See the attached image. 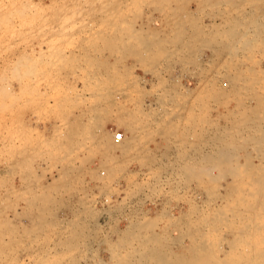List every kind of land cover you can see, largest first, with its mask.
Listing matches in <instances>:
<instances>
[{
    "label": "rangeland",
    "instance_id": "obj_1",
    "mask_svg": "<svg viewBox=\"0 0 264 264\" xmlns=\"http://www.w3.org/2000/svg\"><path fill=\"white\" fill-rule=\"evenodd\" d=\"M199 1L0 0V264H108L113 260L111 256L113 264L123 258L132 264H147L142 250H138L140 244L133 238L143 232L154 234L157 240L152 248L169 253L173 260L178 256L189 260L201 247L204 254L201 252L198 258L203 264H264V200L251 202L247 197L246 203V198L238 200L235 193L223 194L224 182L230 180V175L223 176L222 170L213 166L214 161L201 158L205 152L214 154L224 142L237 140L240 147L232 148L234 155H230L235 158L229 163L245 164L249 160L262 165L264 158L261 160L253 141L264 132V120H256L259 115L264 118V109L259 105L264 104L260 101L264 94L252 92L251 88L260 89L264 84V72L259 71L264 68V45L243 54L244 48L243 53L239 52L241 44L236 38H227L226 30L237 23L243 24L239 30H244L243 22L249 19L243 16L244 1ZM233 17L236 21L232 23ZM229 21L231 26L226 24ZM214 25L224 26L214 29ZM139 41L140 46L134 49ZM220 42L228 44L227 50H223L226 43ZM231 47H235L233 51L240 49L235 50L236 56L235 52L232 56ZM248 53L253 54L251 58ZM251 61L257 63L253 66ZM246 67L253 71L252 77L262 76L250 88L241 84L244 75L239 76ZM231 83L236 89L244 86L236 90L230 88L234 86ZM62 94L66 101L61 100ZM62 101L69 103L68 110L88 108L94 134L84 137L91 158L87 169L80 159L66 161V151L52 149L39 130L25 128L35 108L48 117ZM237 101L246 103L241 106ZM248 106L255 107L258 114L253 111V115L257 118ZM243 107L247 120L256 119L253 123L244 121V135L231 139L232 130L242 125L237 112ZM69 114H60V120ZM233 118L238 119V124ZM107 125L119 131L108 136ZM252 128L261 132L254 135ZM118 133L121 136L116 138ZM95 159L96 168L92 167ZM205 166L210 171L202 168ZM233 195L243 206L226 200ZM144 218L145 222L149 218L147 227L141 222ZM240 237L245 239L230 245Z\"/></svg>",
    "mask_w": 264,
    "mask_h": 264
},
{
    "label": "bare ground",
    "instance_id": "obj_2",
    "mask_svg": "<svg viewBox=\"0 0 264 264\" xmlns=\"http://www.w3.org/2000/svg\"><path fill=\"white\" fill-rule=\"evenodd\" d=\"M239 1H241V0H239ZM244 1V5L246 4V5H248V6H250V10L248 9V10H246L245 9V6H244V8H242V7H240V8H242V9H244V13H243V16L244 15H248L249 16V19L247 20V19H245V20H247L246 22H243L244 23V30H239V29H242V28H239V26L240 27H243L241 24H239V23H237V22H235V23H237V26H238V28H236L235 26H233V27H231L228 31L226 30V34L228 35L227 36V38L230 36L232 39H233V41L235 40L234 38H236V41L237 42H239L241 45H243V46H241L240 44H238L237 46H239L240 45V51L239 50H237V48L235 49L236 51H239V52H242V47L244 48V52L245 51H247V52H251L252 53V51L254 50V48L256 49V48H260V46H262V45H264V0H242V2ZM199 2H201V0L199 1ZM204 2H206V0L204 1ZM203 2V3H204ZM223 2V1H222ZM235 2V1H234ZM238 2V1H237ZM209 3V2H208ZM219 4V3H218ZM235 4V3H234ZM237 4V3H236ZM240 4V3H239ZM197 5V4H196ZM233 6V5H232ZM231 8V7H230ZM225 7H224V10H223V12L225 11ZM233 9V8H232ZM162 10V9H161ZM231 10V9H230ZM238 10V9H237ZM240 10V9H239ZM242 11V10H241ZM241 11H239V12H241ZM227 12V11H226ZM203 13V12H202ZM230 13V12H229ZM242 13V12H241ZM229 15V14H228ZM239 16H240V14H238ZM242 15V14H241ZM221 16H223L222 14H221ZM230 16V15H229ZM237 16V15H236ZM247 16V17H248ZM171 17V16H170ZM224 17V16H223ZM222 17V18H223ZM228 17V16H227ZM234 17H235V15H234ZM234 17H233V20H232V18L230 19V21L232 20V23H233V21H236V20H234ZM241 17V16H240ZM225 18V17H224ZM243 18H241V20H242ZM220 20H222V19H220ZM239 20V19H238ZM230 21H229V23L227 22H225L226 24H227V26H228V24L230 25ZM211 22H213V21H211ZM221 22V21H220ZM240 22H242V21H240ZM232 23H231V25H232ZM183 24V23H182ZM209 24V23H208ZM207 25V24H206ZM205 25V26H206ZM210 25V24H209ZM208 25V26H209ZM230 25V26H231ZM236 25V24H235ZM204 26V27H205ZM214 26H217V28L215 27L214 29H218V26H219V28L221 27V25H214ZM224 26V25H223ZM222 26V27H223ZM226 26V25H225ZM226 26V27H227ZM212 27V26H211ZM221 27V28H222ZM213 28V27H212ZM220 28V29H221ZM184 29V28H183ZM206 29V28H205ZM224 29V28H223ZM191 30V29H190ZM211 30V29H210ZM213 30V29H212ZM198 32V31H197ZM206 32V31H205ZM212 32V31H211ZM215 32V31H214ZM213 32V33H214ZM219 32V31H218ZM223 32V33H224ZM217 33V32H216ZM222 33V32H221ZM221 33H219V36H222V35H220ZM222 33V34H223ZM224 33V34H225ZM139 34V33H138ZM204 34H206V33H204ZM126 35V34H125ZM151 35H153V34H151ZM122 36V35H121ZM205 36V35H204ZM102 37V36H101ZM135 37V36H134ZM172 37V36H171ZM174 37V36H173ZM133 38V37H132ZM137 38V40L139 39L138 37H136ZM198 38H200V37H198ZM224 38H226L225 37V35H224ZM141 39V38H140ZM146 39V38H145ZM181 39V38H180ZM187 39V38H186ZM203 39V38H202ZM205 39V38H204ZM221 38H219V40H220ZM222 39H223V37H222ZM221 39V40H222ZM230 39V38H229ZM129 40V39H128ZM134 40H136V39H134ZM133 40V41H134ZM224 40V39H223ZM222 40V41H223ZM228 40V39H227ZM226 40V41H227ZM133 41H132V43H133ZM181 41V40H180ZM203 41V40H202ZM217 41V40H216ZM225 41V40H224ZM142 41H139L138 42V44L137 43H135V46H134V49H135V47L136 46H140L139 44L141 43ZM188 42V41H187ZM219 42V41H218ZM227 42H229V41H227ZM173 43V42H172ZM220 43H222V42H220ZM224 43H226V42H223L221 45H223ZM230 43V42H229ZM234 43V42H233ZM236 43V42H235ZM234 43V44H235ZM130 44V43H129ZM137 44V45H136ZM161 44V43H160ZM164 44V43H163ZM116 45V44H115ZM179 45V44H178ZM210 45V44H209ZM226 45H228L227 43L225 44V46L223 45V47L225 48L226 47ZM230 45H231V43H230ZM110 46V45H109ZM130 46V45H129ZM133 45H131V47H132ZM182 46V45H181ZM187 46V45H186ZM236 46V45H235ZM236 46V47H237ZM125 47V46H124ZM124 47H123V49H124ZM142 47V46H141ZM140 47V48H141ZM175 47H176V45H175ZM179 47V46H178ZM191 47V46H190ZM210 47V46H209ZM262 47H264V46H262ZM133 48V47H132ZM184 48V47H183ZM219 48V47H218ZM229 48V47H228ZM232 48V56L234 55V52H235V56L237 55L236 53H238V52H236L235 50L233 51V49L235 48V47H231ZM258 48V49H259ZM131 49V48H130ZM138 49V48H137ZM185 49V48H184ZM40 50V49H39ZM160 50V49H159ZM178 50H179V48H178ZM223 50H227V47H226V49H223ZM123 51V50H122ZM190 51V50H189ZM230 51V50H229ZM255 51V50H254ZM253 51V52H254ZM258 51H261L262 52V49L261 50H258ZM182 52V51H181ZM219 53H220V51H218ZM226 52V51H225ZM231 52V51H230ZM134 53H135V51H134ZM180 53V52H179ZM243 53V52H242ZM250 53V54H251ZM187 54V53H186ZM220 54H222V53H220ZM240 54V53H239ZM243 54H246V52L245 53H243ZM249 54V53H248ZM247 54V57H249L250 56V58H251V56L253 55H248ZM136 54H134V56H135ZM137 55H138V53H137ZM224 55H225V53H224ZM139 56V55H138ZM167 56V55H166ZM183 56V55H182ZM228 56V55H227ZM244 56V55H243ZM246 56V55H245ZM171 57V56H170ZM238 57H240V56H238ZM235 58V57H234ZM245 58V57H244ZM140 59V58H139ZM180 59V58H179ZM237 59V58H236ZM28 60V59H27ZM23 61V60H22ZM167 61V60H166ZM229 61V60H228ZM249 61H250V59H249ZM254 61V60H253ZM257 61V60H256ZM115 62V61H114ZM229 62H231V61H229ZM229 62H227V63H229ZM235 62L237 63V61L235 60ZM113 63V62H112ZM233 64H234V62H232ZM231 63V64H232ZM255 64L257 63V62H254ZM253 63V64H254ZM225 64V63H224ZM230 64V66H232ZM251 64H252V61H251ZM252 64V65H253ZM21 65V64H20ZM156 65H158V64H156ZM229 65V64H228ZM238 65V64H237ZM105 66V65H104ZM230 66H229V69H230ZM233 66H235V64L233 65ZM249 66V65H248ZM254 66V65H253ZM260 66V65H259ZM21 67V66H20ZM251 67V66H250ZM250 67L249 68H247L246 67V70L244 71L243 70V72H244V74H243V72H242V70H240L241 71V73L242 74H240V72H239V76L240 75H244V78H243V80L241 81V84L242 83H244L245 84V86L247 85L248 87L251 85V87H252V85L253 84H255V83H257L258 81L260 82V80L258 79V78H260V77H262V76H264V75H262L261 76V74H260V77L258 76V78L256 79L255 77H252V74H254L253 73V71L250 69ZM224 68H226V66L224 67ZM232 68V67H231ZM237 68H239L240 69V66L239 67H237ZM237 68H236V70H237ZM253 68H255V67H253ZM30 70V69H29ZM31 70H32V68H31ZM163 70V69H162ZM222 70V69H221ZM235 70V69H234ZM235 70V71H236ZM27 71V70H26ZM25 71V72H26ZM146 71V70H145ZM200 71V70H199ZM228 71H230V70H228ZM238 71V70H237ZM237 71H236V73H237ZM257 71H258V69H257ZM259 71H261V73L262 72H264V68H261V70H259ZM221 72V71H220ZM226 72V71H225ZM231 72V71H230ZM229 72V73H230ZM234 72V71H233ZM108 73V72H107ZM119 73V72H118ZM228 72H226V74H227ZM236 73H232V74H236ZM259 73V72H258ZM258 73L256 74V75H258ZM26 74V73H25ZM225 74V76H227ZM16 75V74H15ZM221 76V75H220ZM223 76V75H222ZM221 76V77H222ZM224 76V77H225ZM254 76V75H253ZM14 77V76H13ZM217 77V76H216ZM219 77V76H218ZM217 77V78H218ZM220 77V78H221ZM228 77H229V75H228ZM234 77V75H232V78ZM238 77V76H237ZM34 78V77H33ZM239 78V77H238ZM105 79V78H104ZM213 79V78H212ZM229 79V78H228ZM234 79V78H233ZM262 79V78H261ZM215 80H217V79H215ZM218 80H220L219 78H218ZM230 80H231V77H230ZM239 80V79H238ZM241 80V79H240ZM211 81V80H210ZM234 81H236L235 79H234ZM244 81V82H243ZM226 82H228V81H226ZM230 82V81H229ZM239 82V81H238ZM209 83V82H208ZM232 83H233V80H232ZM231 83V85H234V84H236L237 82H235L234 84H232ZM262 83H264V82H262ZM262 83H259V85L260 84H262ZM177 84V83H176ZM211 84V83H210ZM213 84H214V86H215V83L213 82ZM212 84V85H213ZM230 84V83H229ZM238 84V83H237ZM240 85V84H239ZM258 85V86H259ZM211 86V85H210ZM219 86V85H218ZM221 86V85H220ZM238 86V85H237ZM244 85H242V87H243ZM246 86V87H247ZM173 87V86H172ZM213 87V86H212ZM234 87H236L235 85L233 86V87H231L230 86V88H234ZM242 87L240 88V86L238 87L239 88V90L240 89H242ZM237 88V89H238ZM250 88V87H249ZM210 89V88H209ZM234 89H236V88H234ZM236 89V90H237ZM246 91L247 90H249V92H250V89H246V88H244ZM252 89V92H262L261 94H264V84H262L261 85V88L260 89H254V88H251ZM262 89V90H261ZM212 90H214V88L212 89ZM260 90V91H259ZM209 91V90H208ZM211 91V90H210ZM244 91V90H243ZM236 92V91H235ZM240 92V91H239ZM167 93V92H166ZM205 93V92H204ZM228 93V92H227ZM234 93V92H233ZM236 93H238V92H236ZM234 94V95H236L237 96V94ZM246 93V92H245ZM245 93L243 94V95H245ZM251 93V92H250ZM249 93V94H250ZM168 94V93H167ZM206 94V93H205ZM248 94V93H247ZM246 94V95H247ZM177 95V94H176ZM241 95V94H240ZM239 95V96H240ZM251 95H254V94H251ZM255 95H256V93H255ZM260 94H257V97H259V100L261 99L260 97L261 96H259ZM170 96V95H169ZM200 96V95H199ZM242 96V95H241ZM195 97V96H194ZM197 97V96H196ZM204 97V96H203ZM221 97V96H220ZM245 97V96H244ZM253 97V96H252ZM251 97V98H252ZM254 97H256V96H254ZM256 97V98H257ZM262 97H264V96H262ZM165 98V97H164ZM172 98V97H171ZM181 98V97H180ZM199 98V97H198ZM208 98V97H207ZM177 99H178V96H177ZM216 99V98H215ZM245 99V98H244ZM243 99V100H244ZM258 99V98H257ZM256 99V100H257ZM262 99H264V98H262ZM260 100V101H264V100ZM199 100V99H198ZM206 100H208V99H206ZM205 100V101H206ZM232 100V99H231ZM238 100V99H237ZM252 100H253V98H252ZM201 101V100H200ZM199 101V102H200ZM219 101V100H218ZM241 101V100H240ZM260 101H257V102H259L260 103ZM161 102V101H160ZM179 102V101H178ZM186 102V101H185ZM216 102V101H215ZM230 102V101H229ZM239 101H237V103H238ZM243 102H245V101H243ZM243 102L241 103V104H243ZM171 103V102H170ZM177 103V102H176ZM176 103H174V104H176ZM193 103V102H192ZM222 103V102H221ZM246 103V102H245ZM201 104V103H200ZM204 104V103H203ZM236 104V103H235ZM240 104V102L238 103V105ZM240 104V105H241ZM163 105V104H162ZM170 105V104H169ZM173 105V104H172ZM185 105H186V103H185ZM191 105V104H190ZM194 105V104H193ZM245 105V104H244ZM248 105H250V104H248ZM255 105H257V103L255 104ZM260 105V107L262 108V109H264V107H262V106H264V104H262L261 105V103L259 104ZM259 105H257L258 107H259ZM161 106V105H160ZM181 106V105H180ZM242 106V105H241ZM252 106V105H251ZM169 107V106H168ZM171 107H173V106H171ZM183 107V106H182ZM198 107H201V109H202V107L203 106H198ZM234 107V106H233ZM232 107V108H233ZM235 107H239V106H235ZM234 107V108H235ZM245 107H246V105H245ZM249 108H250V106H248ZM257 108V107H256ZM260 108V109H261ZM183 109V108H182ZM191 109V108H190ZM198 109V108H197ZM205 109V108H204ZM207 109V108H206ZM210 109V108H209ZM216 109V108H215ZM237 109V108H236ZM246 109H248V108H246ZM253 109V110H252ZM261 109V110H262ZM80 110V109H79ZM172 110V109H171ZM180 110V109H179ZM189 110V109H188ZM227 110V109H226ZM229 110V109H228ZM238 110V109H237ZM260 110V111H261ZM163 111H164V109H163ZM201 111V110H200ZM230 111H231V109H230ZM245 111V109H244V107L242 108V109H240L238 112H237V114L238 113H240L241 114V116H242V119L244 118V120H243V122H242V120H240V118H241V116H239L238 117V119H239V125L240 124H242V125H240L241 127H239L238 125V127L239 128H237L236 127V129L234 128L233 130H232V132H231V139H233V137L235 136H243L244 135V130L242 131V127L244 126L243 124H244V121H249V120H247L248 119V117H247V119H246V113L244 112ZM249 111V109L247 110V112ZM253 111H256V109H255V107L253 106L252 108H250V111L249 112H251V114L253 115ZM258 111H259V109H258ZM260 111H259V113H260ZM165 112V111H164ZM163 112V113H164ZM229 111H227V113H228ZM234 112V111H233ZM245 113V116H244V114L242 115V113ZM190 113V112H189ZM193 113V112H192ZM226 113V112H225ZM231 113L232 112H230L229 114H230V116H231ZM255 113H257V111L256 112H254V114ZM85 114V113H84ZM169 114H171V113H169ZM175 114H176V112H175ZM185 114V113H184ZM220 114H223V113H220ZM228 114V115H229ZM234 114V116L236 117V114L235 113H233ZM233 114H232V116H233ZM258 114V113H257ZM257 114H255V115H257ZM261 114L262 115H264V112H262L261 111ZM164 115H166V114H164ZM196 115V114H195ZM224 116L223 117H225L226 115L225 114H223ZM239 115V114H238ZM247 115H249V114H247ZM172 116V115H171ZM244 116V117H243ZM250 116V115H249ZM254 116V115H253ZM164 117V116H163ZM174 117V116H173ZM226 117H228V116H226ZM252 117V116H251ZM254 117H256V116H254ZM259 118H254V119H252V120H257L258 121V123H259V120H264V118H262L260 115L258 116ZM261 117V118H260ZM166 118V117H165ZM170 118V117H169ZM189 118H191V116L189 117ZM205 118V117H204ZM216 118V117H215ZM100 119V118H99ZM167 119V118H166ZM185 119V118H184ZM199 119V118H198ZM206 119V118H205ZM237 119V120H238ZM162 120V119H161ZM172 120V119H171ZM170 120V121H171ZM178 120V119H177ZM201 120H202V118H201ZM231 120H232V118H231ZM235 120L236 119H234L233 118V121H234V123H236L235 122ZM236 120V121H237ZM252 120H250L249 122H252ZM140 121V120H139ZM155 121V120H154ZM167 121V120H166ZM169 121V120H168ZM188 121H189V119H188ZM199 121V120H198ZM205 121V120H204ZM203 121V122H204ZM227 121H229V119L228 120H226V122ZM233 121H231L232 122V124H233V127H234V123H233ZM256 121V122H257ZM182 122V121H181ZM184 122V121H183ZM193 122V121H192ZM195 122V121H194ZM225 122V121H224ZM225 122V123H226ZM240 122H242V123H240ZM248 122V123H249ZM262 122V121H261ZM163 123V122H162ZM172 123V122H171ZM178 123V122H177ZM189 123V122H188ZM202 123V122H201ZM238 123H236V124H238ZM253 123V122H252ZM252 123H250L251 125H255V124H252ZM165 124V123H164ZM196 124V123H195ZM203 124V123H202ZM228 124H230V122L228 123ZM232 124H230V128L232 127L231 125ZM236 124H235V126H236ZM262 124H264V122H262ZM262 124H261V126H262ZM155 125H157V124H155ZM169 125V124H168ZM174 125V124H173ZM188 125V124H187ZM204 125V124H203ZM211 125H213V124H211ZM225 125V124H224ZM248 125V124H247ZM258 125V124H257ZM101 126V125H100ZM136 126V125H135ZM158 126V125H157ZM190 126H192V125H190ZM202 126V125H201ZM256 126V125H255ZM255 126H252V127H255ZM159 127V126H158ZM195 127H197L196 125H195ZM203 127V126H202ZM202 127H201V129H202ZM227 127V126H226ZM228 127H229V125H228ZM248 126H245V128H247ZM250 127V126H249ZM259 127H260V125L257 127L258 129H259ZM145 128V127H144ZM198 128V127H197ZM229 128V129H230ZM256 128V129H257ZM168 129H170V128H168ZM204 129V128H203ZM225 129V128H224ZM232 129V128H231ZM247 129H249V128H247ZM255 129V128H254ZM258 129H257V131H258ZM164 130H166V129H164ZM174 130V129H173ZM176 130V129H175ZM174 130V131H175ZM200 130V129H199ZM250 130V129H249ZM252 130H253V128H252ZM260 130H261V127H260ZM134 131V130H133ZM219 131V130H218ZM217 131V132H218ZM228 131V130H227ZM227 131H226V133H227ZM231 131V130H230ZM229 131V132H230ZM143 132V131H142ZM158 132V131H157ZM179 133L180 132H182V131H178ZM208 132H210V131H208ZM224 132V131H223ZM254 132H256V131H254L253 130V133ZM261 132V131H260ZM259 131L258 132H256V133H260ZM164 133V132H163ZM172 133H173V131H172ZM193 133V132H192ZM201 133V132H200ZM250 133V132H249ZM248 133V134H249ZM252 133V134H253ZM91 134V133H90ZM89 134V135H90ZM136 134V133H135ZM149 134V133H148ZM160 134V133H159ZM170 134H171V132H170ZM174 134H175V132H174ZM194 134H197V133H194ZM230 134V133H229ZM246 134V133H245ZM158 135V134H157ZM173 135V134H172ZM188 135V134H187ZM219 135H220V133H219ZM218 135V136H219ZM223 135V134H222ZM221 135V136H222ZM250 135H251V133H250ZM254 135H255V133H254ZM253 135V136H254ZM257 135V134H256ZM262 135H264V132H262V134L261 135H258L259 136V139H260V136H262ZM91 136V135H90ZM135 136V135H134ZM177 136H179V134L177 135ZM190 136V135H189ZM192 136V135H191ZM201 136V135H200ZM216 136V135H215ZM227 136V135H226ZM253 136H249V137H253ZM182 137V136H181ZM185 136H183V138H184ZM220 137V136H219ZM224 137V136H223ZM240 137L239 138H237V139H240ZM248 137V138H249ZM147 138V137H146ZM201 138V137H200ZM243 138V137H242ZM255 138H258V137H255ZM163 139H165V138H163ZM185 139V138H184ZM214 139V138H213ZM218 139H220V138H218ZM223 140H225L226 141V139L227 138H222ZM229 139V138H228ZM227 139V140H228ZM244 139V138H243ZM243 139H241V141L243 140ZM255 140V141H253L254 142V144H255V148H256V150L262 155V156H260V158L262 157V158H264V138H262V139H260V140ZM97 140V139H96ZM188 140V139H187ZM248 140V139H247ZM251 140H253V139H251ZM250 140V141H251ZM150 141V140H149ZM218 141V140H217ZM99 142V141H98ZM106 142V141H105ZM219 142H223V141H219ZM244 142H245V140H244ZM243 142V143H244ZM252 142V141H251ZM252 142V143H253ZM61 143V142H60ZM139 143V142H138ZM216 143V142H215ZM218 143V142H217ZM228 144H226V142H224V146H220L219 145V147L217 148V147H214L216 150H215V152H214V154H212L213 153V151H211V153L209 152V153H204L202 156H201V158L203 159V160H209V161H211V162H213L212 164H213V166L215 165L216 166V169H218V168H220V170H222V175L223 174H225V173H227V175L230 177V180L229 179H226L225 180V182H224V191H222L223 192V194H225L226 192L228 193V192H230L231 194L232 193H235L236 194V196L238 197V200H243V199H245L246 198V203H248V200H249V198H250V200L249 201H251V199H258V200H260V199H262V200H264V161H262V165L261 164H254V163H252L251 161H246V163L245 164H241L240 162H236V163H233V162H230L229 163V161L230 160H233L232 159V157H234L233 155H234V153H232L231 151H232V148H236V147H240V144H239V146H237V140H236V142L235 141H231L230 143L229 142H227ZM242 142H241V144H243ZM128 144V143H127ZM173 144V143H172ZM187 145H188V143H186ZM190 144H191V142H190ZM201 144V143H200ZM204 144V143H203ZM219 144V143H218ZM218 144H216L215 146H217ZM121 145V144H120ZM141 145V144H140ZM195 145V144H194ZM208 145V144H207ZM82 146V145H81ZM106 146V145H105ZM184 146V145H183ZM191 146V145H190ZM212 146H214V145H212ZM165 147V146H164ZM192 147V146H191ZM210 147V146H209ZM251 147V146H250ZM124 148H126V147H124ZM130 148V147H129ZM134 148V147H133ZM177 148V147H176ZM182 148V147H181ZM185 148V147H184ZM213 148V147H212ZM252 148V147H251ZM138 149V148H137ZM194 149V148H193ZM203 149V148H202ZM229 149H231V150H229ZM253 149V148H252ZM182 150H184V149H182ZM213 150V149H212ZM135 151V150H134ZM197 151H199V150H197ZM196 151V152H197ZM203 151V150H202ZM238 151V150H237ZM148 152V151H147ZM184 152V151H183ZM194 152H195V150H194ZM201 152V151H200ZM234 152V151H233ZM198 153V152H197ZM238 153V152H237ZM88 154V153H87ZM177 154V153H176ZM230 154H233L232 156L230 155ZM249 154V153H248ZM257 154V153H256ZM161 155V154H160ZM137 156V155H136ZM185 156H186V154H185ZM237 156V155H236ZM184 157V156H183ZM195 157V156H194ZM146 158V157H145ZM148 158V157H147ZM235 158V157H234ZM236 158H238V156L236 157ZM245 158V157H244ZM246 158H249L248 156L246 157ZM262 158H261V160H262ZM137 159V158H136ZM180 159V158H179ZM253 159V158H252ZM139 160H142V159H139ZM191 160V159H190ZM229 160V161H228ZM199 161H201V159L199 160ZM226 161L228 162V164H230V165H228V164H226ZM260 161V160H259ZM186 162V161H185ZM185 162H184V165H185ZM198 162V161H197ZM205 162H208V161H205ZM202 163V162H201ZM232 163H233V165H232ZM240 163V164H239ZM260 163V162H259ZM192 164V163H191ZM190 165V164H189ZM188 165V166H189ZM191 166V165H190ZM201 166H204V165H201ZM207 166V165H206ZM205 166V167H206ZM208 166H210V165H208ZM105 167V166H104ZM192 167V166H191ZM199 167V166H198ZM198 167H197V169H198ZM211 167H212V165H211ZM210 167V168H211ZM218 167V168H217ZM103 168V167H102ZM110 168V167H109ZM183 168V167H182ZM187 168V167H186ZM186 168L184 169V170H186ZM193 168H194V166H193ZM193 168H191V169H193ZM203 169H208L207 167L206 168H204V167H202ZM111 169V168H110ZM182 169V170H183ZM191 169H190V172H191ZM197 169H196V171H197ZM202 169V170H203ZM223 169H225L226 170V172H225V170H224V172H223ZM115 170V169H114ZM154 170V169H153ZM199 170H200V172H201V167L199 168ZM205 170H203L204 172L202 173V175L205 173ZM209 170V169H208ZM219 170V169H218ZM194 171V170H193ZM192 171V172H193ZM210 171V170H209ZM171 172V171H170ZM185 172V171H184ZM197 172H199V171H197ZM112 173V172H111ZM175 173H176V170H175ZM186 173V172H185ZM218 173V172H217ZM189 174V172L187 173V175ZM192 175H193V173H191ZM196 174H199V173H196ZM209 174V173H208ZM219 174V173H218ZM217 174V175H218ZM151 175V174H150ZM177 175V174H176ZM184 175V174H183ZM195 175V174H194ZM200 175V174H199ZM206 175V174H205ZM204 175V176H205ZM208 176V175H207ZM215 176V175H214ZM218 176H220V178H221V175L219 174ZM223 176H225V175H223ZM72 177V176H71ZM186 177H188V176H186ZM201 177V176H200ZM105 178V177H104ZM191 178V177H190ZM197 178V177H196ZM177 179V178H176ZM181 179V178H180ZM189 179V178H188ZM187 179V180H188ZM199 180V179H198ZM207 180V179H206ZM213 180V179H212ZM212 180H211V182H212ZM202 181H204V180H202ZM214 181H215V179H214ZM213 181V182H214ZM201 183V182H200ZM216 183V182H215ZM184 184H185V182H184ZM206 184V183H205ZM200 185V184H199ZM207 185V184H206ZM205 186V185H204ZM129 187V186H128ZM199 187V186H198ZM223 187H221V188H223ZM139 188V187H138ZM203 188V187H202ZM215 188V187H214ZM217 188V187H216ZM219 188V187H218ZM73 189V188H72ZM205 189V188H204ZM74 191V190H73ZM226 191V192H225ZM76 193V192H75ZM218 194V193H217ZM222 194V193H221ZM231 194H229V195H231ZM157 195V194H156ZM214 196V195H213ZM220 196V198H222L221 197V195H219ZM234 196V195H233ZM232 196V197H233ZM208 197V196H207ZM224 197H226V196H224ZM228 197V196H227ZM232 197H229L230 199H226V200H228V201H230L231 202V205H233V203H232V201L233 202H235L234 204H236V203H238V204H242V202H240V201H235L234 200V198H235V196L233 197V199H232ZM236 197V198H237ZM247 197H248V200H247ZM148 198H149V196H148ZM215 198V197H214ZM137 199V198H136ZM222 199H224V198H222ZM109 200V199H108ZM225 200V201H226ZM207 201V200H206ZM214 201V200H213ZM221 201V199H219V202ZM227 201V202H228ZM245 201V200H244ZM254 201V200H253ZM253 201H251V202H253ZM257 201V200H256ZM124 202V201H123ZM132 202V201H131ZM203 202V201H202ZM258 202V201H257ZM140 203V202H139ZM245 203V202H244ZM124 204V203H123ZM228 204V203H227ZM230 204V203H229ZM254 204H256V203H254ZM260 204H261V202H260ZM219 205V204H218ZM224 205L226 206V204H223V208H224ZM231 205H229V206H231ZM239 205V207L241 208V206ZM246 205V204H245ZM247 205H249V204H247ZM251 205V204H250ZM221 206V205H220ZM238 206V205H237ZM242 206H243V204H242ZM253 206V205H252ZM261 206V205H260ZM260 206H258L259 208H261ZM192 207H193V205H192ZM222 207V206H221ZM232 207V206H231ZM234 207V209L235 210H237V207H235V206H233ZM239 207H238V209H239ZM249 207V206H248ZM257 207V206H256ZM250 208V207H249ZM248 208V209H249ZM215 209V208H214ZM232 210H233V208H231ZM254 209H256L255 207H254ZM131 210V209H130ZM222 210V209H221ZM258 210V209H257ZM262 210H264V209H262ZM231 211V210H230ZM259 211V210H258ZM257 211V212H258ZM216 212V211H215ZM222 212V211H221ZM221 212H219L220 214H221ZM234 212V211H233ZM238 212H239V210H238ZM262 212V211H261ZM129 213V212H128ZM204 213V212H203ZM223 213V212H222ZM236 213V212H235ZM243 213V212H242ZM246 213V212H245ZM256 213V212H255ZM125 214V213H124ZM206 214V213H205ZM218 214V213H217ZM231 214V213H230ZM239 214V213H238ZM237 214V215H238ZM241 214V213H240ZM261 214V213H260ZM260 214H258V216L260 215ZM255 215V214H254ZM257 215V214H256ZM185 216V215H184ZM247 216V215H246ZM222 217H224L223 215H222ZM231 217V216H230ZM238 217V216H237ZM248 217V216H247ZM249 217H251V216H249ZM257 217V216H256ZM260 217H262L261 215H260ZM150 218V217H149ZM148 218V219H149ZM227 218V217H226ZM232 218V217H231ZM241 219H242V217H240ZM253 218V217H252ZM145 219L146 218H144L141 222H145ZM148 219L146 220V222H145V224H143V225H145V227H147V226H149V225H147L148 223L147 222H150V221H148ZM216 219H218V217L216 218ZM222 219V218H221ZM230 219V218H229ZM246 219V218H245ZM254 219V218H253ZM151 220V219H150ZM202 220V219H201ZM244 220V219H243ZM261 220V219H260ZM154 221V220H153ZM152 221V223H153V225H154V222ZM203 221V220H202ZM220 221V220H219ZM257 221V220H256ZM141 222H138V225H142L141 224ZM227 222V221H226ZM238 222H240L239 220H238ZM238 222H237V224H238ZM247 222V221H246ZM140 223V224H139ZM220 223H221V221H220ZM224 223V222H223ZM233 223V222H232ZM231 223V224H232ZM254 223V222H253ZM135 224V223H134ZM134 224H130V226H132V225H134ZM228 224H230L229 222H228ZM241 224V223H240ZM249 224H250V222H249ZM255 224V223H254ZM62 225V224H61ZM137 224H136V226H138ZM246 225V224H245ZM135 226V225H134ZM228 226H230V225H228ZM260 227H262L261 225H259ZM224 227V226H223ZM258 227V226H257ZM137 228H139V226L137 227ZM201 228V227H200ZM229 229H230V227H228ZM233 228V227H232ZM237 228V227H236ZM216 229V228H215ZM246 229V228H245ZM191 230V229H190ZM234 230V229H233ZM251 230V229H250ZM249 230V231H250ZM124 231V230H123ZM216 231V230H215ZM219 231V230H218ZM240 231V230H239ZM242 231V230H241ZM246 230H244V232H245ZM192 232V231H191ZM209 232V231H208ZM226 232V231H225ZM258 232V231H257ZM135 233V232H134ZM230 233V232H229ZM243 233V232H242ZM246 233H247V231H246ZM157 233H155V235H156ZM161 234V233H160ZM236 235V234H235ZM252 235V234H251ZM133 236V235H132ZM132 236H130V237H132ZM166 236V235H165ZM192 236V235H191ZM205 236V235H204ZM219 236H220V234H219ZM136 238V240L138 241V243L140 244V248L138 249V250H142V251H140L141 252V255L142 256H144L145 257V259H146V261H147V264H203L202 263V261H201V259L200 258H198V257H200V255H201V252H202V249L203 248H201V247H199L198 248V251L196 252V253H194L192 256H191V258L188 260V259H186V258H184V257H182V256H178L176 259H171V257H170V254L169 253H162V252H159V250L158 251H156L155 249H153L152 248V245L154 244V241L155 240H157L156 239V236H154V234H148L147 232H143V234H137L136 236H133V238ZM158 237H159V235H158ZM183 237V236H182ZM206 237V236H205ZM208 237V236H207ZM221 237V236H220ZM197 238V237H196ZM200 238H202V237H200ZM106 239V238H105ZM160 239V238H159ZM163 239V238H162ZM167 239H168V237H167ZM199 239V238H198ZM243 239H245V237H243ZM243 239H241V237L240 238H238V239H235V240H233L232 241V243H230V245L232 244V245H234V246H236L237 244H238V242L240 241V240H243ZM132 240V239H131ZM171 240V239H170ZM228 240V239H227ZM59 241V240H58ZM68 241V240H67ZM208 241V240H207ZM219 241V240H218ZM221 241V240H220ZM223 241V240H222ZM1 242V241H0ZM159 242V241H158ZM161 243H163V242H161ZM225 243V242H224ZM229 243V242H228ZM65 244V243H64ZM67 245H68V243H66ZM75 244V243H74ZM131 244V243H130ZM240 245L242 244L241 242L239 243ZM71 245V244H70ZM127 245H128V243H127ZM157 245V244H156ZM196 245V244H195ZM131 246V245H130ZM217 246V245H216ZM59 247V246H58ZM166 247V246H165ZM187 247V246H186ZM160 248H162L161 246H160ZM241 248V247H240ZM116 249V248H115ZM135 249V248H134ZM197 249V248H196ZM234 249V248H233ZM111 250V249H110ZM237 251V250H236ZM238 251H240V250H238ZM238 251L236 252L237 254H238ZM245 251V250H244ZM137 252V251H136ZM167 252V251H166ZM132 253H133V251H132ZM134 253H135V250H134ZM203 253V252H202ZM210 253V252H209ZM241 253V252H240ZM112 253H110V255H111ZM204 254V253H203ZM236 254V255H237ZM126 255H128V254H126ZM130 255V254H129ZM128 255V256H129ZM138 255H140V254H138ZM138 255H137V258H140V257H138ZM239 256H241L240 254H238ZM243 255V254H242ZM245 255V254H244ZM262 255V254H261ZM53 256V255H52ZM69 256V255H68ZM124 256V255H123ZM123 256H122V258H123ZM132 256V255H131ZM202 256V255H201ZM117 257V256H116ZM121 257V256H120ZM126 257V256H125ZM143 257V258H144ZM173 257V256H172ZM71 258V257H70ZM111 259H113L112 261H111V259H110V261H111V263H108V264H113L114 262V257L113 256H111L110 257ZM228 258V257H227ZM242 258V257H241ZM54 259V258H53ZM120 259V258H119ZM124 259V258H123ZM122 259V261H120V260H116L115 262V264H132L131 262H127V261H124ZM141 259V258H140ZM238 259H240V258H238ZM253 259V258H252ZM142 261H143V259H142ZM145 261V262H146ZM113 262V263H112ZM137 262H138V260H137ZM144 262V263H145ZM208 262V261H207ZM206 262V263H207ZM233 262V261H232ZM253 262V261H252ZM58 263V262H57ZM103 263V262H102ZM54 264H55V262H54ZM60 264V263H59ZM105 264V263H104Z\"/></svg>",
    "mask_w": 264,
    "mask_h": 264
},
{
    "label": "crops",
    "instance_id": "obj_3",
    "mask_svg": "<svg viewBox=\"0 0 264 264\" xmlns=\"http://www.w3.org/2000/svg\"><path fill=\"white\" fill-rule=\"evenodd\" d=\"M78 87H81V85L78 84ZM49 93L51 92H41L42 95ZM60 97L61 100L63 99L66 101L63 94ZM53 104V101L49 102L50 106ZM68 105L69 103L60 102L54 113L50 114L48 117L41 115L40 111L35 108V113L31 117V120L26 121L25 128L39 130V132L43 133L47 138L48 144L52 149L57 151L63 149L66 151L63 156L66 161L80 159L85 163L83 167L87 169V162L91 158L88 157V143H85L84 137L94 134V126L89 121L87 107L80 106V108L72 110L69 108L68 110ZM63 113L70 114L65 120H60V114ZM107 129L108 136L109 134L111 135L113 131H119L116 130L117 128L115 126L111 125H107ZM75 135L80 136V138L76 139L77 137H74ZM108 145H111L110 141ZM116 154L119 155V152L116 151ZM97 164L98 159H95L92 167L96 168ZM83 167H81L80 170H83Z\"/></svg>",
    "mask_w": 264,
    "mask_h": 264
},
{
    "label": "built area",
    "instance_id": "obj_4",
    "mask_svg": "<svg viewBox=\"0 0 264 264\" xmlns=\"http://www.w3.org/2000/svg\"><path fill=\"white\" fill-rule=\"evenodd\" d=\"M120 136H121V134H119V133H118V134H116V138H118V137H120Z\"/></svg>",
    "mask_w": 264,
    "mask_h": 264
}]
</instances>
